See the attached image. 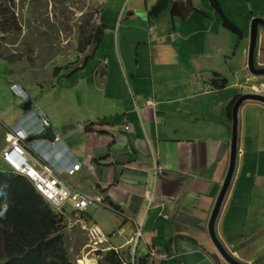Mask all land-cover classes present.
I'll return each instance as SVG.
<instances>
[{"label": "crops", "instance_id": "obj_1", "mask_svg": "<svg viewBox=\"0 0 264 264\" xmlns=\"http://www.w3.org/2000/svg\"><path fill=\"white\" fill-rule=\"evenodd\" d=\"M158 1L90 0L101 39L76 52L74 65L51 63L49 84L36 85L40 67L28 78L19 61L1 56L8 83L0 81V156L15 126L41 132L40 119L23 120L22 100L9 91L17 83L55 137L32 139L30 162L51 165L76 193L104 198L81 213L66 204L63 218L118 235L109 243L123 251L143 222L140 264L150 250L174 256L169 264H228L209 227L230 167L233 106L239 95H264V76L247 63L264 0H169L151 20L137 14ZM260 36L255 60L264 67L262 28ZM238 120L235 170L215 231L233 258L255 264L264 259V105L243 104Z\"/></svg>", "mask_w": 264, "mask_h": 264}, {"label": "rangeland", "instance_id": "obj_2", "mask_svg": "<svg viewBox=\"0 0 264 264\" xmlns=\"http://www.w3.org/2000/svg\"><path fill=\"white\" fill-rule=\"evenodd\" d=\"M0 0V57L13 58L21 63V72L25 77L35 75L30 69L40 67L45 70L44 77H39L38 85L49 84L53 81L48 66L51 63L74 64L77 59L76 52L84 51L80 42H84L93 34V20L95 12L90 0ZM5 4V5H4ZM14 4V5H13ZM14 8L11 10L10 8ZM140 13V12H138ZM137 13V14H138ZM14 20V24L6 21ZM90 22V23H89ZM92 32V33H91ZM19 65V64H18ZM8 66L0 61L1 82L8 83L6 71ZM47 76V77H45ZM35 77V76H34ZM87 84V81H85ZM73 84L79 87L75 81H68L66 84ZM4 84L0 85V89ZM47 86V85H44ZM85 91L81 92L82 112H86ZM61 226L65 233V244L73 264H80L85 256L96 264H104L99 260L97 254L87 255L90 245V238L87 229L80 225H73L74 215L63 218ZM61 220V219H60ZM65 220V221H64ZM77 223V222H75Z\"/></svg>", "mask_w": 264, "mask_h": 264}, {"label": "trees", "instance_id": "obj_3", "mask_svg": "<svg viewBox=\"0 0 264 264\" xmlns=\"http://www.w3.org/2000/svg\"><path fill=\"white\" fill-rule=\"evenodd\" d=\"M6 22L14 24V20ZM230 26L233 27L229 23ZM95 31L93 27V34L80 42L86 50L101 39ZM61 70L56 68L57 73ZM60 223L57 210L28 180L0 170V264H73ZM122 260L119 254L109 251L102 255L100 262L123 264Z\"/></svg>", "mask_w": 264, "mask_h": 264}, {"label": "built area", "instance_id": "obj_4", "mask_svg": "<svg viewBox=\"0 0 264 264\" xmlns=\"http://www.w3.org/2000/svg\"><path fill=\"white\" fill-rule=\"evenodd\" d=\"M44 127L50 126V121L46 116L41 118ZM24 135L21 132H10L8 143L3 150L2 159L12 169L13 172L25 176L34 185L36 190L44 199L57 207L62 208L66 204H72L77 213L84 212L90 206L104 203L103 196L82 195L74 192L69 186L67 180L47 164L40 163V169L36 168L26 155L28 145L23 141ZM155 171L159 168L155 167ZM72 172H74L72 170ZM92 250L94 246L106 241V237L96 226L88 229ZM143 237V222L135 223V231L131 243L133 245V254ZM91 246V244H90ZM89 246V247H90ZM94 250H97L95 248ZM172 258L168 254L157 251H150L148 256L149 264H167ZM134 264V261H133ZM258 264H264V260Z\"/></svg>", "mask_w": 264, "mask_h": 264}, {"label": "water", "instance_id": "obj_5", "mask_svg": "<svg viewBox=\"0 0 264 264\" xmlns=\"http://www.w3.org/2000/svg\"><path fill=\"white\" fill-rule=\"evenodd\" d=\"M169 4H170L169 0H159L155 6H153L146 12L138 13V15L140 17L151 20L154 17H157L158 15H160ZM260 28L264 30V20L260 18L253 19L251 22L250 46H249V51H248V62L247 63H248L249 71L254 76H264V68L257 66L256 60H255V51L261 39ZM246 102H257V103L264 104V95H260V94L242 95L236 100L233 106V110H232L233 127H232V146H231L230 167H229V171H228L225 183L222 187L220 196L214 208V212H213V215L210 221V227H209L214 246L216 247L220 255L223 257V259L229 264H242V263L235 260V258H233L231 254L226 250V248L222 245V243L220 242L219 238L216 235L215 223H216L222 203L228 192L229 185H230V182L234 174L235 165H236V157H237L238 123H239L238 115H239L240 108ZM22 103H23L22 108L26 111L29 108H33V103L31 100H27ZM36 138L52 140L54 139V134L51 129H47L44 134L36 136ZM1 171L10 172L11 169L8 165L3 163L1 166Z\"/></svg>", "mask_w": 264, "mask_h": 264}, {"label": "clouds", "instance_id": "obj_6", "mask_svg": "<svg viewBox=\"0 0 264 264\" xmlns=\"http://www.w3.org/2000/svg\"><path fill=\"white\" fill-rule=\"evenodd\" d=\"M13 11H14V8H13ZM257 49V48H256ZM257 64V63H256ZM258 66V65H257ZM260 67V66H259ZM261 68H264V67H261ZM252 87V86H251ZM16 88H18L20 91L19 92H17L16 91ZM256 88V87H255ZM252 89H253V87H252ZM257 89V88H256ZM9 91H10V93H12L13 95H15L17 98H19L20 100H22V102H24V101H27V100H30L29 98H28V95H27V92H26V90L24 91L23 89H22V87H21V85L20 84H13L12 86H10L9 87ZM255 91V90H254ZM258 91V90H257ZM256 92V91H255ZM247 94H258V93H254V92H250V93H247ZM243 95H245V94H243ZM260 95H262V94H260ZM240 96H242V95H239L238 97H237V99L240 97ZM236 99V100H237ZM150 102H148L147 104H149ZM247 103V102H246ZM257 103V102H256ZM23 104V103H22ZM261 104V103H260ZM21 105V104H20ZM29 105V104H28ZM264 105V104H263ZM243 106V105H242ZM21 108H22V106H21ZM23 109V108H22ZM22 116H24V118H23V120H25V119H27V118H29L30 120H32V119H40L41 120V118L43 117V116H45V114L41 111V110H34V104H33V108H29L27 111L26 110H24L23 109V115ZM50 126H51V124H50ZM49 126V127H50ZM49 127H44L43 125H42V121H41V132L39 133V134H36V135H28V133L26 134L20 127H18V126H15L13 129H11L10 131H9V133H8V135H7V143H8V138H9V134H10V132H21L22 133V135H24V139H23V141L26 143V145H28L30 142H31V140L33 139V140H43V139H37L36 138V136H39V135H42V134H44L45 133V131L47 130V129H50ZM45 140H50V139H45ZM52 140H55V137H54V139H52ZM7 145V144H6ZM6 147V146H5ZM4 147V148H5ZM32 149V147H31V145L29 144L28 145V148H26V155H27V150L28 149ZM30 149V150H31ZM4 150V149H3ZM2 154H3V151H2V153H1V156H0V170H1V166H2V164L3 163H5L4 161H3V159H2ZM28 157V156H27ZM6 164V163H5ZM42 164H44L43 162H42ZM7 165V164H6ZM49 166H51V165H49ZM52 167V166H51ZM37 168V167H36ZM53 168V167H52ZM11 169V168H10ZM40 169V168H39ZM55 171H57L56 169H54ZM2 172H4V171H2ZM11 173H14V174H17V175H19V176H22V177H24L26 180H28L25 176H23V175H20V174H18V173H15V172H13L12 171V169H11V171H10ZM29 182H30V180H28ZM31 183V182H30ZM32 184V183H31ZM32 186L34 187V185L32 184ZM35 188V187H34ZM36 189V188H35ZM37 191V190H36ZM38 192V191H37ZM39 193V192H38ZM40 194V193H39ZM41 195V194H40ZM42 196V195H41ZM43 199H44V197H42ZM45 200V199H44ZM46 201V200H45ZM47 202V201H46ZM49 203V202H48ZM52 207H54L56 210H57V212H58V215H59V219H61L60 221H61V223H62V221H63V219H62V217L65 215V213H64V211H62L63 209H64V207L65 206H63L62 208H60V209H58L57 207H55L54 205H52L51 203H49ZM90 228V227H89ZM89 228H85V229H87V232H88V229ZM101 231V230H100ZM102 232V231H101ZM103 233V232H102ZM89 235V234H88ZM105 237H106V241H104V242H101V243H99L97 246H94V248H93V251H91L92 249V242H90V244H91V246L90 245H88V246H86L88 249H89V253L87 254L88 256L89 255H91V254H97L96 256H99V260H101L102 259V255L104 254V253H106V252H109V251H114L116 254H119L121 257H122V261H123V264H133V261H134V264H140V260H141V258L140 257H138V248H139V245H140V243H141V241H142V239H143V237H142V239L139 241V244H138V246H137V249L135 250V254H133L132 252H133V245H132V243H131V240H132V238H133V235H134V233H133V235L131 236V238L129 239V242H128V249H126L125 251H123L121 248V245H117V244H110L109 243V239L111 240L113 237H117L118 235H116V236H113V235H105V234H103ZM223 245V244H222ZM90 246V247H89ZM224 246V245H223ZM225 247V246H224ZM95 248H97V250H94ZM226 248V247H225ZM226 250L231 254V252L226 248ZM150 251H152V250H150ZM149 251V252H150ZM218 251V250H217ZM157 252H159V251H157ZM163 253H165V252H163ZM167 254V253H166ZM220 254V253H219ZM169 255V254H168ZM148 256H149V253H148ZM148 256H147V259L145 260L146 261V263L147 264H149L148 263ZM170 256V255H169ZM176 256H179V254H177ZM232 256V255H231ZM170 257H174V256H170ZM222 257V256H221ZM233 257V256H232ZM223 258V257H222ZM173 259V258H172ZM224 260V259H223ZM236 260V259H235ZM264 260V259H263ZM170 262V261H169ZM169 262L167 263V264H169ZM239 262V261H238ZM227 263V262H226ZM241 263V262H240ZM259 262H256L255 264H258ZM229 264V263H228ZM243 264V263H242Z\"/></svg>", "mask_w": 264, "mask_h": 264}, {"label": "bare ground", "instance_id": "obj_7", "mask_svg": "<svg viewBox=\"0 0 264 264\" xmlns=\"http://www.w3.org/2000/svg\"><path fill=\"white\" fill-rule=\"evenodd\" d=\"M80 264H96V261L90 260L88 257L85 256L84 260H82Z\"/></svg>", "mask_w": 264, "mask_h": 264}]
</instances>
